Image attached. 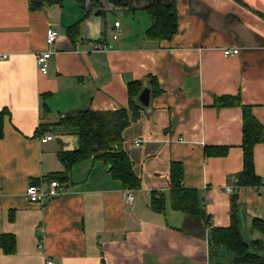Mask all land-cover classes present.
I'll return each mask as SVG.
<instances>
[{
  "label": "crops",
  "instance_id": "1",
  "mask_svg": "<svg viewBox=\"0 0 264 264\" xmlns=\"http://www.w3.org/2000/svg\"><path fill=\"white\" fill-rule=\"evenodd\" d=\"M161 1L174 2L177 27L171 38L157 40L147 36L151 0L125 6L62 0L34 11L28 0H0V55H6L0 58V237L14 239L12 251L0 246V264L230 262L224 247L209 246L208 236L211 226L230 224L232 196L241 234L264 245L253 228L255 217L264 221V0ZM48 26L59 37L41 74L35 57L47 48ZM98 41L103 50L94 49ZM225 47L240 52L224 56ZM133 81L150 89V103L124 132L141 179L128 204L130 189L100 160L84 159L65 172L57 151L73 149L61 137L75 135L57 122L79 109L127 108ZM226 96L250 106L263 126L254 145L257 186L236 184L243 167L242 109L213 105ZM46 134L53 138L41 142ZM207 145L226 153L205 156ZM171 161L181 162L183 186L198 191L208 223L171 208ZM52 177H59L62 194L30 202L28 183ZM154 191L163 196L161 212L150 207Z\"/></svg>",
  "mask_w": 264,
  "mask_h": 264
},
{
  "label": "trees",
  "instance_id": "2",
  "mask_svg": "<svg viewBox=\"0 0 264 264\" xmlns=\"http://www.w3.org/2000/svg\"><path fill=\"white\" fill-rule=\"evenodd\" d=\"M95 1V0H92ZM114 6H125L129 0H107ZM62 0H28L29 9L34 11L45 5L60 4ZM152 24L147 36L153 39H169L175 33L177 22L175 4L164 3L161 0H151L147 5ZM69 29H74L70 27ZM154 82V78L150 79ZM139 81L130 82L127 86L128 107L114 110L79 109L62 116L57 124L76 136V147L69 150L60 148L57 151L59 160L67 172L72 165L88 158L100 160L108 167V172L118 178L123 188L138 190L141 179L134 169L125 144L124 132L131 123L140 118L143 107L137 100L142 90ZM158 92V90H153ZM215 107L240 106L242 109V156L243 167L236 176L238 186H257L260 178L254 170V145L263 139V126L252 115L251 107L241 103L238 97H215ZM1 134V124H0ZM226 147L205 146L204 154L224 155ZM66 174V173H65ZM183 168L181 162L171 161L169 165V186L171 208L195 214L206 219L203 206L199 203L198 191L195 188L184 187L182 183ZM55 178V177H52ZM59 179V177H56ZM150 207L156 212L163 211L164 199L161 193L152 192ZM235 197L231 198V222L225 227L211 226L209 228V246H222L231 256L230 262L220 264H264L262 239L246 240L239 230V222L234 213ZM253 228L264 235V221L261 218L253 219ZM4 234L0 237V246L5 252L13 250V237Z\"/></svg>",
  "mask_w": 264,
  "mask_h": 264
},
{
  "label": "built area",
  "instance_id": "3",
  "mask_svg": "<svg viewBox=\"0 0 264 264\" xmlns=\"http://www.w3.org/2000/svg\"><path fill=\"white\" fill-rule=\"evenodd\" d=\"M115 26L119 25V22L114 23ZM118 33L114 32L112 38H117ZM59 33L57 29L52 26H48L45 30V43L47 48L39 53L35 57L36 66L41 74H47L49 68V61L53 56V49L56 45ZM103 41H98L94 44V49L103 50L105 48ZM240 50L238 47H225L222 50L224 56H233L239 54ZM6 55H0V58H5ZM53 137L49 134L43 135L40 137L41 142H46L51 140ZM142 142L141 138H137L133 141V144L138 146ZM62 185L57 178L48 179L46 184L42 180L36 182H30L25 188L24 194L30 202H39L43 203L51 198L57 197L62 194ZM227 190L230 191L231 188L227 187ZM134 199V194L132 190L125 191V200L128 204H131ZM45 264H56L53 259H47Z\"/></svg>",
  "mask_w": 264,
  "mask_h": 264
},
{
  "label": "water",
  "instance_id": "4",
  "mask_svg": "<svg viewBox=\"0 0 264 264\" xmlns=\"http://www.w3.org/2000/svg\"><path fill=\"white\" fill-rule=\"evenodd\" d=\"M74 3L78 6H83L85 0H73ZM138 102L142 107H148L150 103V89L148 87H143L142 90L140 91L138 97H137ZM105 170L108 171V167H105Z\"/></svg>",
  "mask_w": 264,
  "mask_h": 264
},
{
  "label": "rangeland",
  "instance_id": "5",
  "mask_svg": "<svg viewBox=\"0 0 264 264\" xmlns=\"http://www.w3.org/2000/svg\"><path fill=\"white\" fill-rule=\"evenodd\" d=\"M61 139H63V141H65V142H67L68 147L72 146V148H74V146H76V141L77 140H76L75 136H62ZM244 235L248 238L249 231H244ZM259 237H262V236L259 234ZM262 254L264 255V251L262 252Z\"/></svg>",
  "mask_w": 264,
  "mask_h": 264
}]
</instances>
